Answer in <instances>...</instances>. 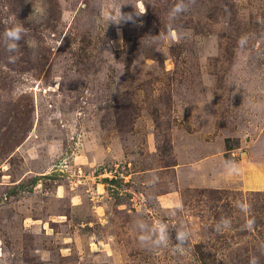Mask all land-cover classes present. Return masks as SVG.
<instances>
[{
  "label": "rangeland",
  "instance_id": "374dc122",
  "mask_svg": "<svg viewBox=\"0 0 264 264\" xmlns=\"http://www.w3.org/2000/svg\"><path fill=\"white\" fill-rule=\"evenodd\" d=\"M174 3L0 0V264H264V0Z\"/></svg>",
  "mask_w": 264,
  "mask_h": 264
},
{
  "label": "clouds",
  "instance_id": "9594fccd",
  "mask_svg": "<svg viewBox=\"0 0 264 264\" xmlns=\"http://www.w3.org/2000/svg\"><path fill=\"white\" fill-rule=\"evenodd\" d=\"M195 0H176V3L169 10V18L175 19L180 14L185 13L189 10V7ZM34 12H43V8L39 5L33 8ZM171 31V25L169 26ZM30 29L26 28L22 22H17L9 27H6L3 32H0V43L3 44L4 48L10 54H15L20 52V44L23 41L28 47H34L35 40L30 38ZM174 34V33H173ZM156 37H153L155 39ZM247 36H242L238 41V44L243 46L247 43ZM18 57L16 55H10L8 57L9 63H14ZM7 98V96L5 97ZM225 171L228 175L239 174L242 170L239 164L235 160L225 161ZM158 177H154L153 180H157ZM241 211L248 213L250 211V205L241 203ZM253 224L249 221L245 227L249 230L252 228ZM136 227L139 229L141 235L139 236V241L142 245L149 246L151 248L167 247L172 236L168 230V225L166 222H157L154 225H149L143 220H138L136 222ZM231 220L227 217H221L217 224V231L221 229H230ZM190 231L186 225H181L175 231V248H182L186 242L189 240ZM249 264H259L257 257L253 256Z\"/></svg>",
  "mask_w": 264,
  "mask_h": 264
},
{
  "label": "trees",
  "instance_id": "16d2710c",
  "mask_svg": "<svg viewBox=\"0 0 264 264\" xmlns=\"http://www.w3.org/2000/svg\"><path fill=\"white\" fill-rule=\"evenodd\" d=\"M202 261H203L204 263H206L203 259H202Z\"/></svg>",
  "mask_w": 264,
  "mask_h": 264
}]
</instances>
